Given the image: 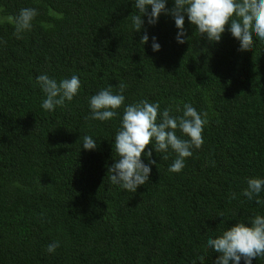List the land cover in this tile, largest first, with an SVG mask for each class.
I'll use <instances>...</instances> for the list:
<instances>
[{"label": "trees", "instance_id": "obj_1", "mask_svg": "<svg viewBox=\"0 0 264 264\" xmlns=\"http://www.w3.org/2000/svg\"><path fill=\"white\" fill-rule=\"evenodd\" d=\"M25 7L38 15L18 39L13 21ZM135 14L134 0H0V264H214L207 236L264 214L241 195L248 177H264V41L240 50L227 26L210 41L185 17L181 44L171 14L156 24L145 16L140 31ZM42 73L77 74L79 95L44 110ZM120 84L125 103L159 101L173 115L190 103L208 114L203 147L185 168L169 172L175 154L164 160L153 150L157 163L135 193L109 179L120 118H89L88 98ZM85 135L95 150L83 149Z\"/></svg>", "mask_w": 264, "mask_h": 264}, {"label": "clouds", "instance_id": "obj_2", "mask_svg": "<svg viewBox=\"0 0 264 264\" xmlns=\"http://www.w3.org/2000/svg\"><path fill=\"white\" fill-rule=\"evenodd\" d=\"M167 3L168 0H134L136 14L131 17L132 28L140 31L144 27L145 16L148 24H156L164 13L173 16L178 29L176 40L181 44L188 39L184 28L185 17L200 36H206L210 41L219 42L226 26L227 31L239 41L240 50L252 48L254 39L264 41V0H174L171 9L166 7ZM37 15L38 10L34 7L20 9L13 21L14 34L18 39L32 29ZM151 39L153 51H159L161 44L157 37ZM148 41L149 35L145 32L141 43ZM36 81L44 93L41 107L49 112L65 106L66 102H72L82 88L77 74L58 81L42 73L36 77ZM125 90L126 85L120 84L117 92L109 86L91 95L88 98L89 118L101 122L120 118V127L113 141L118 158L109 168V179L111 184L135 193L139 186L149 181L151 166L157 163L152 159L153 150L164 160L169 158L170 153L175 154L168 167L169 172L180 173L185 168L186 158L193 155L194 149L203 147L208 114L198 111L190 103H185L182 110L176 109L177 112L182 111L180 115H173L171 108L161 110L159 101L141 99L125 103ZM150 144L151 148L146 150ZM81 146L85 150H95L97 139L85 135ZM142 156L148 159L147 163ZM246 184L241 195L248 201L264 205V198H261L264 177H248ZM228 198L237 199V193L231 192ZM58 247L59 241H53L47 245L46 251L54 253ZM204 249L205 252L210 249L219 253L214 264H241L242 260L243 264H253V259L264 258V214L257 212L224 228L219 234L208 235ZM198 259L203 261V255ZM196 260L193 259L191 264H195Z\"/></svg>", "mask_w": 264, "mask_h": 264}, {"label": "rangeland", "instance_id": "obj_3", "mask_svg": "<svg viewBox=\"0 0 264 264\" xmlns=\"http://www.w3.org/2000/svg\"><path fill=\"white\" fill-rule=\"evenodd\" d=\"M1 18V17H0Z\"/></svg>", "mask_w": 264, "mask_h": 264}]
</instances>
